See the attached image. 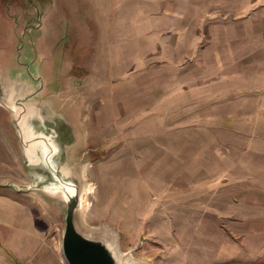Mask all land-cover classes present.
<instances>
[{"label":"rangeland","instance_id":"obj_1","mask_svg":"<svg viewBox=\"0 0 264 264\" xmlns=\"http://www.w3.org/2000/svg\"><path fill=\"white\" fill-rule=\"evenodd\" d=\"M161 1L0 0V73L32 77L42 54L52 58L59 96L84 132L77 161L87 230L105 233L141 264H264V51H250L243 70L228 65L226 80L213 71L219 91L236 87L228 96L234 102L213 105V135H200L198 121L166 113L151 90L178 74L161 64L162 40L146 33L149 6ZM170 2L174 12L194 0ZM193 44L182 41V51ZM167 55L177 67V53ZM130 58L138 72L121 70ZM152 58L155 67L146 72ZM124 85L138 86V98ZM6 117L0 107V180L26 181ZM206 170L212 185L189 183ZM0 194L26 235L18 257L4 248L9 263L66 264L60 213L33 194L6 187ZM12 202L26 209L24 224Z\"/></svg>","mask_w":264,"mask_h":264},{"label":"crops","instance_id":"obj_2","mask_svg":"<svg viewBox=\"0 0 264 264\" xmlns=\"http://www.w3.org/2000/svg\"><path fill=\"white\" fill-rule=\"evenodd\" d=\"M172 4L170 0H162L156 5L153 2V5L149 6L152 11L146 18L148 25L146 33L153 39L162 40L161 64L169 68V71L177 68L178 74L175 79L161 82L158 91L151 90L153 95L159 98L162 107L166 106V113L178 110L177 119L196 120L199 122L197 128L200 135L211 136L213 135V105L233 103L234 101L228 96L236 92V87L230 84L219 91L217 81L213 83V71L215 79H217V70L225 72L221 78L226 80L227 72L232 71L228 69V65L235 63L240 66L241 64V70H243L244 59L245 65L249 66L247 59L251 54L250 51H264V0H194L192 7L184 6L183 9L179 8L174 12L171 11ZM154 6L160 10L155 11ZM187 40L194 41V44L188 47L189 51L184 49L182 51V41ZM171 50L180 58L173 63L177 67H170L171 59L167 52ZM133 53L135 55L136 51ZM124 54V51H120V55ZM155 54L152 51L149 55ZM133 62L131 58L126 61L121 60L119 65L128 66L121 70L138 72V61L134 62V67H130ZM143 66L147 69L146 72L153 70L154 58L149 59ZM145 81L144 83L148 82ZM138 86L134 88L132 85H124V89H129L134 95L133 98L137 99L138 94L134 90L138 89ZM146 88H150L148 83ZM237 94L242 96L244 92ZM135 99H132L133 103H136ZM174 105H183V108L177 109ZM186 105H193V107L186 112L184 107ZM172 106L173 109H171ZM182 111L184 117L181 116ZM210 157L213 159V155L210 154ZM201 174L200 172L199 176H196V173L189 183L212 185L213 171L206 170L203 178ZM205 193L207 194L202 191L198 194L205 195ZM6 200L3 194H0V264H10L4 248L13 249V254L18 257L19 247H23L26 240L25 231L17 225L19 224L17 216L14 213L10 214L2 207L3 204H9L8 201L5 203ZM12 203L14 211L22 214L24 224L26 209L19 207L16 202ZM37 258L40 262L41 257L37 256Z\"/></svg>","mask_w":264,"mask_h":264},{"label":"water","instance_id":"obj_3","mask_svg":"<svg viewBox=\"0 0 264 264\" xmlns=\"http://www.w3.org/2000/svg\"><path fill=\"white\" fill-rule=\"evenodd\" d=\"M41 60L32 77L20 71L13 76L0 73V107L7 113L5 122L27 179H2L0 187L36 195L60 213L61 254L66 264H141L121 254L105 233L82 225L84 181L77 157L84 132L59 96L52 58L42 54ZM47 81H51L48 88Z\"/></svg>","mask_w":264,"mask_h":264}]
</instances>
